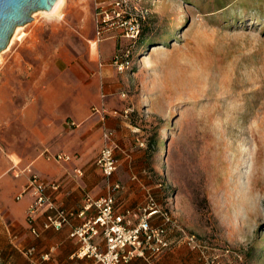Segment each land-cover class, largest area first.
I'll use <instances>...</instances> for the list:
<instances>
[{"label":"rangeland","instance_id":"374dc122","mask_svg":"<svg viewBox=\"0 0 264 264\" xmlns=\"http://www.w3.org/2000/svg\"><path fill=\"white\" fill-rule=\"evenodd\" d=\"M32 16L0 51V96L49 123L26 135L16 116L2 141L75 142V113L128 109V153L198 238L172 229L155 264H264V0H65Z\"/></svg>","mask_w":264,"mask_h":264},{"label":"crops","instance_id":"0c3cea01","mask_svg":"<svg viewBox=\"0 0 264 264\" xmlns=\"http://www.w3.org/2000/svg\"><path fill=\"white\" fill-rule=\"evenodd\" d=\"M92 111L75 113L72 123L79 126L72 132L75 142H47L40 137L31 142L32 139L28 137L22 141L20 151L12 142L2 141L7 138L5 132L10 128L12 118L17 116L25 125L26 135L29 129L36 131L43 123H49V120L43 119L34 101H26L18 107L13 94L0 96V162L4 164L1 168L3 173L0 174V249L4 258L9 259L15 255L20 261L24 259L25 264H101L93 258L77 257L80 243L71 236L75 228L85 224L97 213V209L93 207L84 216L79 215L87 200L113 193L118 211L132 210L145 204L149 193L155 195L156 187H164V183L154 182L152 173L141 168L138 160L128 153L129 142H125L123 133L117 129V117L125 116L117 109L106 110L104 106H94ZM106 129L114 133L119 145V166L109 179L96 163L104 145L103 133ZM58 153H73L76 157L73 159L74 155L70 154V161H58L53 157ZM13 163H22L20 173L9 172ZM77 170H82L83 174H79ZM31 172L37 173L49 183L59 184L58 190L50 188L49 193L58 206L73 214L61 229L44 228L46 212L43 210L35 221L40 234L32 233L27 220V208L33 198L29 192L18 198L26 187ZM117 182L122 187L111 190V185ZM153 222H161L160 217L156 216ZM93 241L101 250H105L106 242L102 234ZM162 254L155 256L152 261L135 258L127 264H155L154 260Z\"/></svg>","mask_w":264,"mask_h":264},{"label":"built area","instance_id":"2783aa9c","mask_svg":"<svg viewBox=\"0 0 264 264\" xmlns=\"http://www.w3.org/2000/svg\"><path fill=\"white\" fill-rule=\"evenodd\" d=\"M117 4L119 5L120 2ZM132 28L133 33L138 29L137 25L132 26ZM98 34H101L100 30ZM128 63L129 61L120 54L115 55V64L119 70H125ZM115 113L118 112L115 111ZM128 114L129 110L126 109L123 115L127 117ZM103 139L104 145L99 152L96 163L105 177L109 179L115 174L119 166L117 158L119 145L114 133L108 129L104 131ZM53 157L58 161H70L72 159V156L66 153H58ZM77 171L79 174H83L82 170ZM121 187L119 182L113 183L111 190ZM50 188L58 190L59 184L49 183L37 173L31 172L26 187L18 195V198H21L26 192H29L33 198L27 208V220L31 225L32 233L35 235L40 234L35 226V221L38 214L43 210L46 212L43 224L46 229H61L73 215L56 204L54 197L49 193ZM93 207L97 209L96 215L82 226L75 228L71 233V236L77 238L80 243L76 252L77 257L93 258L101 264H127L135 258L152 261L155 256L171 248L173 244L172 229L179 231L189 245L193 247L199 245L196 234L187 232L181 224L177 223L171 212L161 206L153 193L148 194L145 204L126 211H118L113 193L98 199L89 198L79 215L84 216L86 211ZM156 216L160 217L161 222H153ZM100 234L105 238V250H101L93 241Z\"/></svg>","mask_w":264,"mask_h":264},{"label":"water","instance_id":"95a60500","mask_svg":"<svg viewBox=\"0 0 264 264\" xmlns=\"http://www.w3.org/2000/svg\"><path fill=\"white\" fill-rule=\"evenodd\" d=\"M58 0H0V51L4 50L18 25L33 19L37 10H52Z\"/></svg>","mask_w":264,"mask_h":264},{"label":"bare ground","instance_id":"6f19581e","mask_svg":"<svg viewBox=\"0 0 264 264\" xmlns=\"http://www.w3.org/2000/svg\"><path fill=\"white\" fill-rule=\"evenodd\" d=\"M64 3H65V0H58L57 1V3L55 4V6L52 8V10H44V12H47V13H57V12H59L62 8H63V6H64ZM19 26V25H18ZM16 27V32H15V35H14V37L17 35V33H18V31H19V28L20 27ZM14 34V33H13ZM13 36V35H12ZM14 37L12 38V39H10V41H11V43L14 41Z\"/></svg>","mask_w":264,"mask_h":264}]
</instances>
